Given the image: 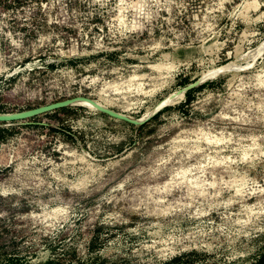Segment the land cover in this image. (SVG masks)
<instances>
[{"label":"rangeland","instance_id":"1","mask_svg":"<svg viewBox=\"0 0 264 264\" xmlns=\"http://www.w3.org/2000/svg\"><path fill=\"white\" fill-rule=\"evenodd\" d=\"M77 95L170 102L3 122L0 264H264V0H0V112Z\"/></svg>","mask_w":264,"mask_h":264},{"label":"water","instance_id":"2","mask_svg":"<svg viewBox=\"0 0 264 264\" xmlns=\"http://www.w3.org/2000/svg\"><path fill=\"white\" fill-rule=\"evenodd\" d=\"M192 86L193 85L187 86L186 88H184L179 93H184L186 90H188ZM172 98H174V97H172ZM83 101H89L91 103L93 102L94 106H96V108L99 111L104 112V113L108 114L109 116H111L115 119L124 120V121H128V122H131L134 124H139V125L149 122L158 113V111L162 107H164L165 105H167L170 102V101L166 102V103L162 102L159 105H157L148 115L141 117V118H136L132 115L114 110V109L106 107V106H102L101 104L96 103V101L89 96L77 95V96L69 97L66 99H62L59 101L47 103L44 105H40L37 107L24 109V110H20V111L0 112V125H2L3 122H7L8 123L7 125L22 123V121H24V120H27L29 118L39 116V115H42V114H45L48 112H52V111H55L57 109L66 108V107H70V106H74V105H83V104H80ZM3 126H5V125H3Z\"/></svg>","mask_w":264,"mask_h":264},{"label":"bare ground","instance_id":"3","mask_svg":"<svg viewBox=\"0 0 264 264\" xmlns=\"http://www.w3.org/2000/svg\"><path fill=\"white\" fill-rule=\"evenodd\" d=\"M124 19V18H123ZM122 20V19H121ZM229 67L230 65H225V66H223V67H220V69H222V68H224L225 69V67ZM96 101V103H98V104H101L102 106H106V105H104V104H102L101 102H99L98 100H95ZM85 103H87V105L89 104V105H91L93 108H95L97 111H99L97 108H96V106H94V103L92 102H89V101H83L82 103H80V104H85ZM164 103V102H163ZM106 107H108V106H106ZM110 108V107H109ZM2 125H6V124H2ZM176 141V140H175Z\"/></svg>","mask_w":264,"mask_h":264},{"label":"trees","instance_id":"4","mask_svg":"<svg viewBox=\"0 0 264 264\" xmlns=\"http://www.w3.org/2000/svg\"><path fill=\"white\" fill-rule=\"evenodd\" d=\"M63 109H64V108H63ZM148 123H149V122H147L146 124H148ZM146 124H145V125H146Z\"/></svg>","mask_w":264,"mask_h":264}]
</instances>
